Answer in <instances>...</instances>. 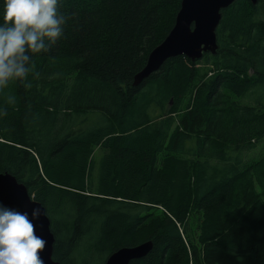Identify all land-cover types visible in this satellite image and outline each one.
Segmentation results:
<instances>
[{"label":"trees","instance_id":"trees-1","mask_svg":"<svg viewBox=\"0 0 264 264\" xmlns=\"http://www.w3.org/2000/svg\"><path fill=\"white\" fill-rule=\"evenodd\" d=\"M181 3L60 0L64 35L0 99V174L45 207L61 264L146 242L131 264H264V0L222 11L215 55L134 86Z\"/></svg>","mask_w":264,"mask_h":264},{"label":"clouds","instance_id":"clouds-1","mask_svg":"<svg viewBox=\"0 0 264 264\" xmlns=\"http://www.w3.org/2000/svg\"><path fill=\"white\" fill-rule=\"evenodd\" d=\"M59 2L0 0V99L5 103L16 102L5 91L11 83L31 87L28 78L35 67L34 57L64 35L66 18L58 10ZM43 209L34 208L29 214L0 202V264H45L41 254L48 241L37 234L35 223L42 215L47 217Z\"/></svg>","mask_w":264,"mask_h":264},{"label":"water","instance_id":"water-1","mask_svg":"<svg viewBox=\"0 0 264 264\" xmlns=\"http://www.w3.org/2000/svg\"><path fill=\"white\" fill-rule=\"evenodd\" d=\"M235 1L182 0L173 29L164 42L149 54L147 64L135 77L134 84H142L170 59L186 57L197 61L207 53L215 55L218 50L216 32L222 20V11L228 9ZM257 1L251 0L254 5ZM33 201L37 202L25 185L10 174H0V202L20 211H28L29 214L34 208H41L43 212L44 206ZM35 223L37 234L48 241L45 251L41 254L45 264H61L53 259L55 237L48 215H42ZM152 249V242L134 248H123L109 256L105 264H131L147 257Z\"/></svg>","mask_w":264,"mask_h":264},{"label":"rangeland","instance_id":"rangeland-1","mask_svg":"<svg viewBox=\"0 0 264 264\" xmlns=\"http://www.w3.org/2000/svg\"><path fill=\"white\" fill-rule=\"evenodd\" d=\"M261 92V91H260ZM259 96H256L255 99H258ZM254 99H244L243 103L245 104H249V105H254L257 106L256 101L254 100V103H251ZM260 104L264 105V99L260 100ZM264 110V108H263ZM264 154V141H262L257 147L256 149L250 153V159L251 161H255L261 158V156Z\"/></svg>","mask_w":264,"mask_h":264},{"label":"bare ground","instance_id":"bare-ground-1","mask_svg":"<svg viewBox=\"0 0 264 264\" xmlns=\"http://www.w3.org/2000/svg\"><path fill=\"white\" fill-rule=\"evenodd\" d=\"M137 75H138V74H137ZM137 75H136V76H137ZM134 81H135V79H134ZM140 85H141V84H140ZM140 85H139V86H140ZM134 86H136V85L134 84ZM53 235H54V234H53ZM54 237H55V236H54ZM54 245H55V242H54Z\"/></svg>","mask_w":264,"mask_h":264}]
</instances>
